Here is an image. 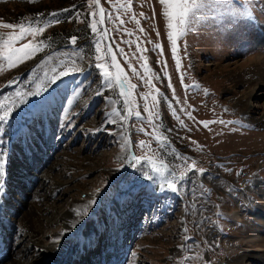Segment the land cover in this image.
Instances as JSON below:
<instances>
[{
  "label": "rangeland",
  "instance_id": "rangeland-1",
  "mask_svg": "<svg viewBox=\"0 0 264 264\" xmlns=\"http://www.w3.org/2000/svg\"><path fill=\"white\" fill-rule=\"evenodd\" d=\"M218 2L207 0L201 9L203 19L178 40L174 56L161 0H131L130 5L129 0H99L98 5L94 0H0V25L27 24L43 14V26L49 13H61L59 22L16 45L43 41L40 52L16 67L0 61V114L12 107L14 126L26 123L24 117L35 110L33 106L51 103L41 119L27 121L30 143L8 132L9 202L1 212L9 206L17 214L10 227L0 228L7 237L1 264H8L12 254L21 258L19 264L48 263L60 243L68 248L57 255V264L233 263L221 247L242 237L258 215L264 216V126L250 123L264 111V82L253 87L255 81L246 80L245 74L250 57H264V0H240L251 5L255 25L242 39L232 34L233 25L228 23L233 13L218 7ZM93 22L96 33L90 27ZM105 29L108 35L100 42L102 59L97 61V37ZM13 31L19 29L0 26V34ZM71 32L77 38L74 45L73 36L66 38ZM137 43L146 51L138 50ZM109 45L128 83L136 85L130 89L132 104L124 103L117 70L110 66ZM142 56L147 58V73ZM73 60L86 70L72 73ZM98 62L109 65L111 88L95 69ZM52 69L70 75L42 98L25 97L47 86L45 73L50 77ZM149 78L151 84L145 82ZM247 86L257 97L250 100V114H243L236 100ZM25 99L28 104L22 103ZM18 104L20 109L15 108ZM146 107L153 113L151 121ZM129 110L132 116L122 121L120 116ZM65 111L74 127L64 129L57 139ZM200 121L212 123L205 127ZM130 154L139 159L138 170L126 165ZM161 165V173L154 174L153 168ZM165 180L177 183L179 191L161 192ZM54 201L62 204L67 216L56 225L43 226L46 230L41 227V240L36 242L22 215L29 208L37 215ZM85 209L87 215L75 230L54 244L77 219L76 212ZM234 212L241 214V222L232 217ZM257 258L264 264V257ZM248 261L235 264H258Z\"/></svg>",
  "mask_w": 264,
  "mask_h": 264
},
{
  "label": "snow or ice",
  "instance_id": "snow-or-ice-1",
  "mask_svg": "<svg viewBox=\"0 0 264 264\" xmlns=\"http://www.w3.org/2000/svg\"><path fill=\"white\" fill-rule=\"evenodd\" d=\"M94 3L96 5L99 4V0H94ZM131 3V0H129V5ZM161 3L166 5V15L168 17V24L167 27L169 29L168 31V39L172 46V53L175 56L177 52V42L178 40L185 35L187 31H190L197 23L201 22L203 19V13L201 12V9L204 8L205 4L207 3V0H161ZM218 7L223 8L225 12H231L233 13L230 18L228 19V23L233 25V32L232 34L237 39L246 38L247 32L252 30L255 25L252 23L254 20V17L251 14V5L246 7L245 5L240 3V0H235V3H233V0H219ZM75 7V6H74ZM125 10H127L125 8ZM63 12L70 11V9H64ZM105 10L103 8L100 9L101 14H103ZM43 14H37V17L34 18L32 21H29L27 24L20 23V24H12V23H4L2 26L6 29H19L18 32L13 31L8 34H0V61H3L7 63L9 67H16L18 63H22L25 60L31 58L36 53L40 52L42 50L41 45L43 44V41L39 43H33L32 41H29L28 43L21 44L19 47H17V43L23 39H25L27 36L31 35L35 37L37 34L43 33L45 28L49 24H54L59 22L61 13L54 12L48 14V20L44 22L43 26H40L41 20L40 17ZM77 17H79L80 13L76 14ZM144 14L141 13V16ZM93 17L95 18V13H93ZM241 17H246V20H241ZM133 19H136L135 15L132 17ZM236 21H240L239 24L236 23ZM100 22H103V15H101ZM121 24L124 23L123 20L120 21ZM136 23L139 24V20H136ZM92 32L96 33L98 31V26L96 22H93L90 25ZM140 32H144V29L141 27L139 29ZM108 35L107 30L103 33H101L97 37V43H96V60L100 61L102 59L101 53V45L100 42L104 41L105 37ZM77 38L75 36L71 37V42L74 45L76 43ZM131 43V41H129ZM137 48L141 52L146 51V49L141 48L140 44L137 43ZM155 48L160 49L162 51V46L159 44L155 45ZM108 53L111 54V67H114L117 70L116 79L119 81L120 87L122 89L121 95L124 97V103L125 105H129L134 103V101L130 100L129 97L131 96L130 89H134L136 85H131L128 83V78L123 75V69L121 68L120 64L117 62V57L115 54H112L111 46H108L107 49ZM121 53H123V49H120ZM78 55V54H77ZM144 59L145 64V72L147 73V58L141 57ZM49 60L51 57L48 58ZM81 59H83L81 57ZM60 64L64 65L65 61L61 60ZM72 73H80L86 69H82L81 67L77 66L75 64V61H72ZM179 61L177 62V67H179ZM95 69L99 71V74L103 77L104 83L111 88L112 87V79L113 74L111 71H109V65L105 63H95L94 65ZM135 72V69H133ZM53 75L50 77L47 73H45V77L47 80V86L38 88L34 92H27L25 93V97H31V98H42L44 97L45 93L49 92V89H52L58 82L62 81L61 78L68 77L70 75L69 71H60L58 74L56 73V69H52ZM143 79V78H142ZM181 80H183V75L181 76ZM148 84H151V79L149 78L147 81H145ZM9 83H14V81H10ZM169 87H171V81L169 80ZM123 89H129V91H123ZM75 91V89L73 90ZM156 92L159 93V89H156ZM79 95V93H77ZM173 96L175 97V93L173 90ZM147 97H145L146 99ZM153 102H156L157 97L152 96ZM23 104H28L29 100L25 99L22 101ZM69 104H71V101H69ZM51 106V103H41L39 105L33 106L35 108L34 111H29V113L24 117L26 123L20 125L19 127L14 126L11 123V120L15 119V116L13 115V108L8 107L7 110L3 111L2 114H0V208L3 207V201L5 197L7 196V168L9 163V156L12 148L11 144V136H8V132L11 130L12 135L16 136L17 139L23 138L25 143H30L32 136V131L30 124L27 123V121L31 120H37L41 119L43 115L47 112L48 108ZM155 104H153V107ZM20 105H15L16 109H20ZM145 111L149 114V121H151L153 113L151 110H149L147 107L145 108ZM114 115H119L118 111H114ZM191 115L190 113L188 114ZM132 116L131 110H129L127 116H120V119L126 120ZM135 116L137 118H140L141 113L136 112ZM221 123H224L223 121H220ZM109 123H116L115 119H109ZM199 123L203 124L205 127L208 126L209 121H200ZM228 123H232L229 121ZM236 123H239L237 121ZM74 127V125L71 122V119L68 117L67 111H65V114L61 118V122L58 125L57 132H56V138L59 139L61 133L66 128ZM140 146H144V141L140 142ZM139 159L135 157L134 154H130L128 157V160L126 161V165L131 167L132 169L138 170V164ZM125 165H122L121 167H124ZM194 166V163H193ZM161 167L153 168L154 174H160L161 173ZM119 171V169L117 170ZM200 173H203L204 169L198 170ZM174 175V173L172 174ZM145 177L149 180L154 179V176H149L147 173H145ZM178 181L182 180L183 177L176 178ZM97 194L101 191L100 189H97ZM160 191L166 192L171 191L173 193H176L179 191V188L177 187V183L165 180L163 184L160 185ZM92 205H95L96 201L93 200L90 202ZM87 215V209H85L83 212L77 211L76 217L74 221L70 222V226L68 229H66L65 232H62L58 235L56 239L53 240L54 244L59 243V239L62 238L67 232H72L75 230L77 224L82 222V218L86 217ZM6 227L4 225L3 220L0 219V228ZM185 231H187L185 229ZM186 239H190V237H186Z\"/></svg>",
  "mask_w": 264,
  "mask_h": 264
},
{
  "label": "bare ground",
  "instance_id": "bare-ground-1",
  "mask_svg": "<svg viewBox=\"0 0 264 264\" xmlns=\"http://www.w3.org/2000/svg\"><path fill=\"white\" fill-rule=\"evenodd\" d=\"M250 59L249 60L251 62L249 64V67L247 68V73H245L247 74L246 77H249V78L246 80L250 81L253 79L255 81L253 87H255L256 85L261 84V82H264V57L257 55V56L250 57ZM260 86L263 87V85H260ZM248 87L249 86H247L248 91L246 90L247 92L236 100V102H238V105L240 106V111L243 114H250V112L253 110V105H251L250 100L251 98L257 97V95H254V93L252 92L253 87L252 89L251 87L250 89ZM250 123H253L254 125H257V126H264V111H262L259 116L253 117ZM15 177L16 176H14V178ZM55 183L56 181L54 182V184ZM8 202L9 200L7 197L3 201V204H7ZM59 203L56 204L54 201L53 205H50V206L46 205L45 208L41 209L42 211L39 209V213L37 215H35L31 211V208L26 210V211H29L30 213L24 211L22 215V220L24 223L26 222L25 225L28 229H30V231H32L33 236L37 237L36 242H39V240H41L38 236V233L40 232L39 230L41 227L45 225L46 226L56 225V223L59 220L67 216L66 213L64 212L65 209L62 208V204L61 203L59 204ZM16 204H19V203L16 202ZM5 206L0 208V219L3 220V222L6 225V228H8L11 226V222L13 221L15 215L17 214L16 212L17 209L15 207L8 206V209L6 211H3L2 213L1 209H3ZM232 217L236 220V222H241L242 216L238 212L236 213L234 212V214H232ZM257 217L259 219L254 218V224L248 226V228L242 232V235H243L242 237L231 241L227 246L221 247L222 249L225 250V254L229 256L228 258H230L234 264L235 262L237 261L239 262V260H242L244 258L247 259V261L250 259L251 263L258 262V264H263L261 262L262 260L259 261L257 257L258 256L264 257V216L258 215ZM27 221H29L30 223H27ZM33 224L35 225L34 227H33ZM43 228H45L46 230V227H43ZM1 231H3V228H1ZM6 238L7 237L4 234H0V264L3 260L2 252L4 251V246H5V243L7 242ZM67 248H68L67 243H64V244L60 243L59 246L57 247L56 252L53 254L55 259L53 258L54 260H50L48 263L45 262L42 264H57V259H58L57 255H59L60 252L67 251ZM20 262H21V258L12 254L10 256L8 264H19Z\"/></svg>",
  "mask_w": 264,
  "mask_h": 264
},
{
  "label": "trees",
  "instance_id": "trees-1",
  "mask_svg": "<svg viewBox=\"0 0 264 264\" xmlns=\"http://www.w3.org/2000/svg\"><path fill=\"white\" fill-rule=\"evenodd\" d=\"M70 36H75V35L72 34V32H71L66 38H68V37H70Z\"/></svg>",
  "mask_w": 264,
  "mask_h": 264
},
{
  "label": "water",
  "instance_id": "water-1",
  "mask_svg": "<svg viewBox=\"0 0 264 264\" xmlns=\"http://www.w3.org/2000/svg\"><path fill=\"white\" fill-rule=\"evenodd\" d=\"M80 52V51H79ZM80 58H81V56H80ZM83 60V59H82ZM83 62H84V60H83Z\"/></svg>",
  "mask_w": 264,
  "mask_h": 264
}]
</instances>
